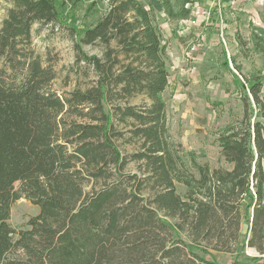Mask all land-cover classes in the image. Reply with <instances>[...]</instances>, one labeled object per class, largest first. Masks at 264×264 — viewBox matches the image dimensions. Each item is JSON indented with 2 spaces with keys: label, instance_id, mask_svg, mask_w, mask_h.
Returning <instances> with one entry per match:
<instances>
[{
  "label": "trees",
  "instance_id": "16d2710c",
  "mask_svg": "<svg viewBox=\"0 0 264 264\" xmlns=\"http://www.w3.org/2000/svg\"><path fill=\"white\" fill-rule=\"evenodd\" d=\"M57 1L0 0V264H220L215 252L264 264V122L254 116L264 119L262 79L241 74L243 115L219 133L232 167L200 164L169 130L167 51L153 7L104 0L106 13L81 36ZM189 2L161 0L170 20L188 19ZM35 24L69 28L84 87L53 89ZM262 37L254 34L260 52ZM20 198L40 212L17 227Z\"/></svg>",
  "mask_w": 264,
  "mask_h": 264
},
{
  "label": "rangeland",
  "instance_id": "374dc122",
  "mask_svg": "<svg viewBox=\"0 0 264 264\" xmlns=\"http://www.w3.org/2000/svg\"><path fill=\"white\" fill-rule=\"evenodd\" d=\"M140 1L153 7L166 44L169 86L164 97L173 139L183 144L187 154L193 152L198 163L230 169L232 164L221 155L218 136L243 115L241 83L246 92L249 85L243 76L250 82L262 79L264 100V52L256 49V39L252 35L254 29L264 28V0H190L186 5L191 10L189 18L185 19L187 22L170 20L161 0ZM57 8L60 18L76 26L82 36L88 26L106 13L108 3L104 0H58ZM4 14L2 2L0 20ZM62 28L53 31L45 25L33 27V44L56 71L53 89L59 93L71 91L79 84L85 86L84 79L72 71L75 62L73 35L69 28ZM85 48L89 53L101 51L100 47ZM254 116L264 122L257 110ZM176 188L185 196L187 188L184 185L177 183ZM39 212V206L20 198L13 205L11 223L17 227L26 226ZM247 237L245 231L243 241ZM250 249L246 248L245 254L251 255ZM214 256L220 264H232L235 259L228 253L215 252Z\"/></svg>",
  "mask_w": 264,
  "mask_h": 264
},
{
  "label": "crops",
  "instance_id": "0c3cea01",
  "mask_svg": "<svg viewBox=\"0 0 264 264\" xmlns=\"http://www.w3.org/2000/svg\"><path fill=\"white\" fill-rule=\"evenodd\" d=\"M254 31L255 32H253L252 35L258 34V36H263L264 37V28H256V29H254Z\"/></svg>",
  "mask_w": 264,
  "mask_h": 264
},
{
  "label": "water",
  "instance_id": "95a60500",
  "mask_svg": "<svg viewBox=\"0 0 264 264\" xmlns=\"http://www.w3.org/2000/svg\"><path fill=\"white\" fill-rule=\"evenodd\" d=\"M251 250V252H252V256H259V254H258V252L255 250V249H250Z\"/></svg>",
  "mask_w": 264,
  "mask_h": 264
},
{
  "label": "built area",
  "instance_id": "2783aa9c",
  "mask_svg": "<svg viewBox=\"0 0 264 264\" xmlns=\"http://www.w3.org/2000/svg\"><path fill=\"white\" fill-rule=\"evenodd\" d=\"M188 20H185V19H183V21L182 22H187Z\"/></svg>",
  "mask_w": 264,
  "mask_h": 264
}]
</instances>
